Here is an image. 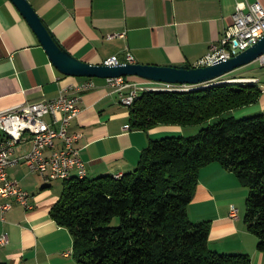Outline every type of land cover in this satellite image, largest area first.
Masks as SVG:
<instances>
[{
    "label": "crops",
    "instance_id": "obj_1",
    "mask_svg": "<svg viewBox=\"0 0 264 264\" xmlns=\"http://www.w3.org/2000/svg\"><path fill=\"white\" fill-rule=\"evenodd\" d=\"M28 1L61 46L91 65H103L112 57L124 63L127 53H131L135 64L200 67L233 24L237 6L248 11L247 0ZM122 34L125 38H109ZM247 73L248 69H239L223 80L260 79ZM88 80L96 87L82 96L81 113L70 128L81 135L77 147L86 165L87 179L131 173L152 141L190 137L179 126L131 129L130 109L121 104L107 80L63 75L14 3L0 0V112L58 99L64 89L74 94L76 86ZM261 114L264 115V93L258 104L234 112L236 118ZM31 148L30 141L21 143L17 154L25 155ZM57 148H62V141H57ZM8 172L31 193L33 208L27 210L14 199L5 200L13 204V209L6 222H0V236L9 239L7 246L0 247V264H79L72 234L51 218L65 182L45 183L26 162ZM247 197L248 191L233 173L218 163L211 164L201 170L190 217L195 223H211L212 251L244 254L252 264H264L259 240L244 222ZM233 206L240 211L239 220L231 218Z\"/></svg>",
    "mask_w": 264,
    "mask_h": 264
},
{
    "label": "trees",
    "instance_id": "obj_2",
    "mask_svg": "<svg viewBox=\"0 0 264 264\" xmlns=\"http://www.w3.org/2000/svg\"><path fill=\"white\" fill-rule=\"evenodd\" d=\"M221 82L141 93L129 108L131 129L205 128L152 141L131 173L64 183L51 218L72 234L79 264H252L244 254L212 251L211 223L191 220L201 170L214 163L248 191L244 222L264 252V115L234 116L258 104L264 91Z\"/></svg>",
    "mask_w": 264,
    "mask_h": 264
},
{
    "label": "built area",
    "instance_id": "obj_3",
    "mask_svg": "<svg viewBox=\"0 0 264 264\" xmlns=\"http://www.w3.org/2000/svg\"><path fill=\"white\" fill-rule=\"evenodd\" d=\"M247 4L248 11L237 6L233 24L224 31L219 45H214L211 48L200 67L234 58L256 45L264 37V3L262 0H247ZM109 38H125V34L111 35ZM121 64H135L134 56L127 53L124 63L118 57H112L104 63L107 66ZM252 65L264 68V55ZM107 82L119 96L121 104L130 108L143 92H190L215 85L218 81L192 86L155 83L147 80L132 82L126 77H121L108 79ZM227 82L257 85L261 81L256 78H239ZM95 87L94 82L88 80L84 84L76 86L74 94H70L67 89H64L58 99L23 104L12 111L0 112L1 223L6 222L8 213L13 209V204L5 200L14 199L27 210L33 208L31 193L25 190L17 180L9 177L10 168L26 162L33 172L43 178L45 183L58 180L68 182L72 179L82 180L87 177L86 165L81 159L80 149L77 147L81 135L72 133L70 128L81 113L82 96ZM261 89L264 91V86ZM26 141L31 142V150L25 155L17 154L18 145ZM57 141H62L60 150L57 148ZM231 218L240 219V211L236 206L231 207ZM8 244V237L1 235L0 247Z\"/></svg>",
    "mask_w": 264,
    "mask_h": 264
},
{
    "label": "water",
    "instance_id": "obj_4",
    "mask_svg": "<svg viewBox=\"0 0 264 264\" xmlns=\"http://www.w3.org/2000/svg\"><path fill=\"white\" fill-rule=\"evenodd\" d=\"M29 22L48 53L54 66L65 76L90 79H115L137 77L143 80L174 85L201 86L223 79L254 63L264 55V37L253 47L234 58L221 60L205 67L150 66L141 64H121L118 66L91 65L76 59L55 41L51 31L28 0H11ZM224 81V82H223Z\"/></svg>",
    "mask_w": 264,
    "mask_h": 264
},
{
    "label": "rangeland",
    "instance_id": "obj_5",
    "mask_svg": "<svg viewBox=\"0 0 264 264\" xmlns=\"http://www.w3.org/2000/svg\"><path fill=\"white\" fill-rule=\"evenodd\" d=\"M262 2L264 3V0H262ZM242 69H248V72L246 75L247 76H255V77H259L261 79V82L259 84H257L260 88H262L264 86V68H260L257 67L255 65H249ZM129 81L132 82H143L144 80L141 78H137V77H128ZM202 128H205V126H192V127H186V134L190 135V136H194L199 134V132L202 130ZM194 131V133L192 132ZM235 175V174H234ZM63 183V182H61ZM60 183V184H61ZM245 213H246V207L244 208ZM245 217V216H244ZM233 219V218H232Z\"/></svg>",
    "mask_w": 264,
    "mask_h": 264
}]
</instances>
